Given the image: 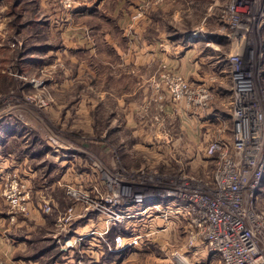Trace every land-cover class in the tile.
<instances>
[{
	"label": "rangeland",
	"instance_id": "rangeland-1",
	"mask_svg": "<svg viewBox=\"0 0 264 264\" xmlns=\"http://www.w3.org/2000/svg\"><path fill=\"white\" fill-rule=\"evenodd\" d=\"M147 1L19 0L13 5L7 0L0 5V16L9 15L0 24V211L7 214L11 233L20 236L27 231L33 241L55 242L50 254L66 264H113L125 254L113 245L107 249L101 237L110 242L120 229L127 236L148 232L146 224L136 225L139 218H130L119 230L107 220L110 208L104 200L111 199L112 191L103 181L104 173L112 180L122 176L131 192L139 188L137 183L157 181L154 173L162 179L184 173L205 184L215 183L216 167L204 147L211 139L231 134V56L239 55L243 71L253 76L254 99L262 108L264 0ZM138 10H143L142 16L133 17ZM137 25H143L149 37H169L181 51L186 40L201 41L193 53L194 73L177 70L195 84L194 78L202 77L209 89L208 108L195 112L203 119L215 111L221 116L222 123L210 122L214 126L210 135L204 125L196 142L187 136L182 108L171 106L160 80L153 86L142 78L137 81L123 61L128 57L118 55L116 50L124 54L130 48ZM164 64L168 65L154 61V76L160 78ZM219 67L226 70L220 74ZM132 144L138 150L131 151ZM47 149H59L61 156L72 154L73 173H80L79 178L63 180L55 172L59 168H50L43 160ZM94 163L100 169L95 170ZM29 170L35 171L28 184L32 205L23 216L8 206L3 194L7 182L2 177L22 178ZM64 184L86 192L91 200L79 205L76 216L67 222L60 218L74 202ZM258 201L264 207V192ZM45 203L50 206L47 212L42 210ZM35 208L43 223L34 217ZM185 224L171 219V229L143 236L139 248L129 255L168 257V264H222L202 242L187 245ZM106 226L108 231L101 235ZM0 264L5 260L0 259Z\"/></svg>",
	"mask_w": 264,
	"mask_h": 264
},
{
	"label": "built area",
	"instance_id": "built-area-1",
	"mask_svg": "<svg viewBox=\"0 0 264 264\" xmlns=\"http://www.w3.org/2000/svg\"><path fill=\"white\" fill-rule=\"evenodd\" d=\"M142 11H136L133 17L142 16ZM229 62L233 83L231 134L211 139L204 147L216 167L215 183L205 184L200 178L184 173L173 178L163 175L164 179L161 174L154 173L157 181L151 180L147 185L137 183L139 188L131 192L122 176L112 180L104 173L103 181L112 191L111 199H105L104 203L110 208L107 220L115 225L145 211L157 214L165 222L172 215L173 220L186 223L189 247L202 242L206 250L218 255L222 264H264V207L258 201L264 177V101H260V108L254 99V78L250 71H243L239 55L231 56ZM160 83L162 93L171 102L182 104L184 110L208 108L211 93L205 84L190 82L182 72L166 64L162 65ZM100 166L94 163L93 168L100 169ZM2 180L7 182L3 194L11 211L27 216L32 205L27 181L15 175L2 177ZM64 186L66 195L74 202L60 218L67 222L76 216L79 205L91 200L86 192L68 184ZM134 205L135 210H131ZM42 210L47 212L50 206L45 203ZM108 229L106 226L100 234ZM128 235L116 233L110 242L104 236L101 238L108 249L113 245L121 251L137 246L143 236H149L134 232Z\"/></svg>",
	"mask_w": 264,
	"mask_h": 264
},
{
	"label": "crops",
	"instance_id": "crops-1",
	"mask_svg": "<svg viewBox=\"0 0 264 264\" xmlns=\"http://www.w3.org/2000/svg\"><path fill=\"white\" fill-rule=\"evenodd\" d=\"M4 2H7V0H0L1 7L4 6L5 4ZM13 2L16 3L18 1L13 0ZM15 3H13V5H15ZM8 16L9 15L5 17L0 16V24H3V19L8 18ZM137 27H138V30H135L136 38L133 37V39H131L130 45H129L130 48H128V50L125 51L124 54L116 50L118 55H123V56L128 57L127 60H123V61L129 64V70L134 74L133 77H135L137 81H139L140 78H142L143 82H146L151 86H153L156 82H159L160 80L159 74L154 76L152 68H151V65L154 63L156 59H159L162 62H166L171 68L176 69V70L178 69L182 72H185L186 74H189V72L194 73L193 70L196 69L197 67V61L193 57V53L195 49L198 48V45L201 44L200 43L201 41L195 40V41L189 42L188 40H186V45L183 46L184 49H182L181 51L178 48L179 46L173 47L171 45L173 40H170L169 37L164 38V39L160 37H149L148 35L143 33V29H142L143 25H137ZM1 28L2 26L0 25V29ZM192 36L193 35H191L190 38ZM170 46L172 48H170ZM217 62H219V60ZM219 68H220V71L218 72L220 74H222L221 72H223V70H226V67L224 68L219 67ZM194 81L196 83H203L202 77H199L196 79L194 78ZM172 104H179L180 107L182 108L181 110L182 114H180V116L182 117L184 124H186L187 126L186 135L194 137L195 142L198 139V136L200 135L204 125L209 126V128H207V135H210L214 128V126H210L212 125L210 122L212 120H215L217 125L222 123V120L220 119L221 116L216 111L212 114V116L214 117L208 115L206 119H203L199 114H197L193 110H184L182 107V104L180 103L171 102V106H173ZM186 112H191L192 115L191 113H189L190 114L189 115ZM134 122L135 121H133V123ZM191 145L196 146L197 144L194 143ZM180 146L182 145L180 144ZM201 146H199L198 148H202ZM131 147H132L131 151L138 150L137 149L138 146L135 144H132ZM58 151L59 149L45 150L43 152V156L45 157L43 160L45 161V163L47 160V163L50 164V168H53V169L59 168L58 171H55V172L59 173L63 180H67V179L70 180V178L72 179V177L73 179L79 178L80 173H77V174L73 173L72 165L75 159L70 158L72 157V154L70 155V157L67 156L65 153H63L61 156L57 153ZM31 157L33 158L34 156H31ZM68 172H70V175L68 174ZM34 174H35L34 170H29L22 175V178L25 179L27 183L29 184V182L32 181ZM84 175H87V174H84ZM263 180H264V177H263ZM38 191H41V190L38 189L37 192ZM263 192H264V182L261 187V195H263ZM147 209H153V208H147ZM33 212H36V215L34 217L42 220L41 223H43L44 219L40 216V213H38L37 208H35V211ZM149 212L150 211H147V212L145 211L143 214L137 216L136 218H139L137 219L139 223H137L136 225H139L141 223L146 224L147 226L146 228L148 230L147 233L149 234V236L150 235L153 236V234L155 233L158 234L160 232H163V230L160 228H163L165 226L166 228L164 229V231L169 230V228L171 227L170 226L171 219L173 220L174 218L173 216L170 218L168 222H165L163 219H160L157 216V214H154L153 212H150V213ZM7 217L8 216L6 213H3L0 211V259L5 260L6 264H66L67 263V261L63 260V258H62L63 260L62 262H60V259L59 260L52 259L54 258L50 254L52 250L51 251L45 250L44 252H39L40 246L45 248V246L47 245L45 239H42V241L41 240L33 241L30 239V234H28L27 231L20 234V236H16L13 233H11L10 229L12 228V224L8 222ZM140 218L142 221H139ZM176 222L179 223V221H176ZM116 226L119 229V226L121 227V224L116 225ZM93 233H96V231H93ZM91 240L94 241L95 238L91 237ZM93 241H88V244L90 243L94 247L96 245H94ZM97 241L99 242V239ZM138 246L130 247L127 252L124 251L125 255L117 256L113 264H125V262L130 261V260H131L130 263L132 264H135V263H138V264H168V261H169L168 257L154 258L151 256L129 255L132 252V250L135 251V249L139 248ZM140 246H146V245H143V243H140ZM34 249L36 252L33 253ZM92 251L94 252V250Z\"/></svg>",
	"mask_w": 264,
	"mask_h": 264
},
{
	"label": "trees",
	"instance_id": "trees-1",
	"mask_svg": "<svg viewBox=\"0 0 264 264\" xmlns=\"http://www.w3.org/2000/svg\"><path fill=\"white\" fill-rule=\"evenodd\" d=\"M17 1H18V2H16L15 4H17V5L20 4L19 0H17ZM28 22L30 23V22H32V21H28ZM118 230H119V229H118ZM116 233H123V235H126V233H125L124 231H121V229H120V232H119V231H116L114 234H116ZM111 238H112V237H111ZM53 240H54V239H53ZM54 243H55V242H53V241H52L51 243H47V245L45 246V248L41 249L39 252H44L45 250H46V251H51V250L53 251V249H54ZM105 246H106V245H105ZM129 248H130V247H129ZM129 248H125V249L121 250L120 253H124V251L127 252V251L129 250ZM107 249H108V248H107ZM126 252H125V253H126ZM51 255H52V257H54V254H53V253H52ZM52 259H54V258H52Z\"/></svg>",
	"mask_w": 264,
	"mask_h": 264
},
{
	"label": "bare ground",
	"instance_id": "bare-ground-1",
	"mask_svg": "<svg viewBox=\"0 0 264 264\" xmlns=\"http://www.w3.org/2000/svg\"><path fill=\"white\" fill-rule=\"evenodd\" d=\"M245 2H246L245 0H241V3L245 4ZM246 3H247V2H246ZM247 4H248V3H247ZM241 12H244V11L241 10ZM155 207H159V206H155Z\"/></svg>",
	"mask_w": 264,
	"mask_h": 264
}]
</instances>
